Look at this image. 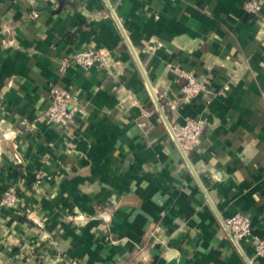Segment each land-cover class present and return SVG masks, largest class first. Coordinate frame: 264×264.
Listing matches in <instances>:
<instances>
[{"label":"crops","instance_id":"crops-1","mask_svg":"<svg viewBox=\"0 0 264 264\" xmlns=\"http://www.w3.org/2000/svg\"><path fill=\"white\" fill-rule=\"evenodd\" d=\"M247 1L38 0L33 20L0 0V200L20 198L0 264H264L225 224L246 214L264 239V23ZM87 48L104 61L75 65ZM184 73L214 97L165 117ZM55 86L80 96L69 127L46 122ZM191 118L187 160L169 124Z\"/></svg>","mask_w":264,"mask_h":264},{"label":"built area","instance_id":"built-area-1","mask_svg":"<svg viewBox=\"0 0 264 264\" xmlns=\"http://www.w3.org/2000/svg\"><path fill=\"white\" fill-rule=\"evenodd\" d=\"M32 10L30 17L36 20L40 16L37 8L38 0H29ZM246 14L256 16L264 23V0H249L244 5ZM104 52L87 48L79 51L74 57V63L77 66L90 68L104 61ZM70 67L69 62L62 64L60 72L65 73ZM186 83L181 89V94L177 99L168 101L162 109L166 111L177 112L182 102H187L198 96H205L207 103L211 102L214 97L208 80L200 81L191 74H183ZM229 88L227 87L226 90ZM82 112V104L79 94L69 92L67 89L55 86L51 90L50 107L45 114L46 122L53 127L65 128L73 124L78 114ZM172 139L187 157L195 150L205 129V121L203 119L191 118L185 124L180 126L171 125ZM20 201L18 191L15 187L7 189L4 198L0 200V218L5 209L15 208ZM102 219L109 222V213L104 211ZM227 229L234 242L240 244L242 242L252 243L255 248L257 257L264 258V239L257 237L253 232L252 220L243 213H237L226 220ZM110 238L107 237L106 240Z\"/></svg>","mask_w":264,"mask_h":264},{"label":"water","instance_id":"water-1","mask_svg":"<svg viewBox=\"0 0 264 264\" xmlns=\"http://www.w3.org/2000/svg\"><path fill=\"white\" fill-rule=\"evenodd\" d=\"M106 1H108V0H106ZM158 106H159V108H160V110H161V113L166 117V115H165V112H164V110L162 109V106H161V104L158 102ZM167 119V118H166ZM168 122V121H167ZM168 124H169V122H168ZM169 126H170V128H171V125L169 124ZM172 129V128H171ZM185 155V154H184ZM185 157L187 158V160H189V158L185 155ZM251 264V263H250Z\"/></svg>","mask_w":264,"mask_h":264}]
</instances>
